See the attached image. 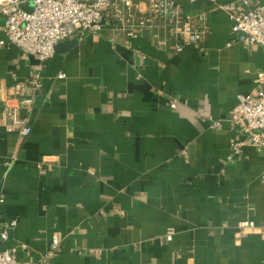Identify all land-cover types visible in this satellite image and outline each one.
<instances>
[{
    "label": "crops",
    "instance_id": "obj_1",
    "mask_svg": "<svg viewBox=\"0 0 264 264\" xmlns=\"http://www.w3.org/2000/svg\"><path fill=\"white\" fill-rule=\"evenodd\" d=\"M180 3L207 27L199 47L177 51L150 0H114L99 33L72 35L42 68L0 16V247L18 246L20 263L264 264V149L232 119L264 85V46L212 2ZM38 72L20 136L4 99Z\"/></svg>",
    "mask_w": 264,
    "mask_h": 264
},
{
    "label": "built area",
    "instance_id": "obj_2",
    "mask_svg": "<svg viewBox=\"0 0 264 264\" xmlns=\"http://www.w3.org/2000/svg\"><path fill=\"white\" fill-rule=\"evenodd\" d=\"M114 0H0V16L5 18V32L13 43L18 45L27 55H36L42 68L56 52V46L66 41L74 34L81 38L89 34L99 33L108 10ZM129 5L131 0H119ZM227 11L233 21L232 29L239 40L247 45L261 44L264 46V1L251 3L250 0H240L220 3L218 0H207ZM152 8L164 18L167 27L174 36V47L182 51L187 46L199 47L207 35V27H198L193 22V15L186 14L180 0H150ZM132 17V16H130ZM202 18V17H201ZM129 22H134L132 18ZM140 28L147 24L146 19L135 23ZM137 33V32H136ZM4 41H1L3 43ZM58 78H66V73L60 71ZM264 76V74H262ZM43 89L40 72L34 73L24 80L14 82L4 99V108L9 116V128L20 136H28L32 126L21 115L23 107H30L37 93ZM179 100L170 102L172 108L179 106ZM232 119L239 124L243 133L254 146L264 149V85L255 94H243L234 109ZM235 153L241 151L242 141L232 143ZM1 198L0 201H3ZM17 224L14 219L11 225ZM238 227L254 228L256 222L244 219L238 222ZM175 230L170 227L166 233L172 240ZM3 239L9 238V229L1 231ZM58 236L54 237L53 248L59 244ZM18 246L0 247V264H22L17 259ZM25 264H55L46 259Z\"/></svg>",
    "mask_w": 264,
    "mask_h": 264
},
{
    "label": "water",
    "instance_id": "obj_3",
    "mask_svg": "<svg viewBox=\"0 0 264 264\" xmlns=\"http://www.w3.org/2000/svg\"><path fill=\"white\" fill-rule=\"evenodd\" d=\"M73 43V42H72ZM71 42H70V44H72ZM69 44H66V43H64V42H60L57 46H56V48L57 49H61V48H66V46L67 47H70V45L68 46Z\"/></svg>",
    "mask_w": 264,
    "mask_h": 264
}]
</instances>
